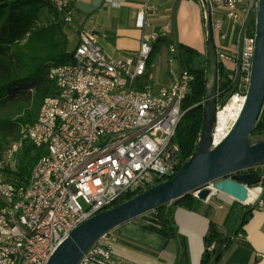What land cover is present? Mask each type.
<instances>
[{
	"label": "built area",
	"instance_id": "1",
	"mask_svg": "<svg viewBox=\"0 0 264 264\" xmlns=\"http://www.w3.org/2000/svg\"><path fill=\"white\" fill-rule=\"evenodd\" d=\"M196 1L203 6L202 0ZM53 2L58 8L64 6L61 0ZM207 2L219 66L228 71L226 77L219 76V86L225 82L228 87L218 90L214 148L233 129L248 98L260 0ZM155 12L154 5L145 3L137 25H147V17ZM71 20L68 13L67 23ZM169 33L167 26L143 37L137 50L110 56L99 45L96 33L82 31L72 50L73 61L50 68L58 94L45 97L35 122L0 157V264H47L79 224L180 170L184 160L176 133L186 112L182 104L193 74L183 66L179 42L169 39ZM163 39L170 40L169 82L153 83L150 60ZM220 42H227L229 49L220 47ZM227 90L231 94L223 103L221 94ZM235 96L240 98L236 115L219 130V113ZM25 139L46 146L47 153L23 184L12 171ZM205 188L214 191L213 183ZM200 190L192 194L198 197ZM165 205L171 207L173 201ZM77 264H113L108 233Z\"/></svg>",
	"mask_w": 264,
	"mask_h": 264
},
{
	"label": "crops",
	"instance_id": "2",
	"mask_svg": "<svg viewBox=\"0 0 264 264\" xmlns=\"http://www.w3.org/2000/svg\"><path fill=\"white\" fill-rule=\"evenodd\" d=\"M72 18L66 24L72 52L82 31L98 35V43L107 55L121 56L137 50L143 37L170 28L169 39L204 52L206 31L201 4L196 0H61ZM156 7L149 23L137 25V16L144 4ZM220 47L229 49L227 42ZM152 54L163 50L164 39ZM150 63L149 77L153 83H168L169 76L157 79ZM253 171L263 181L256 187L259 198L240 201L215 190L206 199H199L194 209L173 204L171 217L174 235L156 209L137 216L113 228L108 233L113 264H264V164ZM249 220L242 229L246 212ZM241 230V231H240ZM240 231V232H239Z\"/></svg>",
	"mask_w": 264,
	"mask_h": 264
},
{
	"label": "trees",
	"instance_id": "3",
	"mask_svg": "<svg viewBox=\"0 0 264 264\" xmlns=\"http://www.w3.org/2000/svg\"><path fill=\"white\" fill-rule=\"evenodd\" d=\"M68 13L66 6L58 8L53 0H0V157L9 137L19 138L22 130L35 122L45 97L58 94L55 83L49 77V70L54 65L73 61L65 32ZM164 41L167 45L170 40ZM179 49L183 66L193 74L191 90L182 104L186 112L176 133L185 162L193 154L202 131L208 55L204 56L197 49L182 43H179ZM227 75L228 71L219 66V76ZM227 87V83H221L219 90L224 91ZM230 94L229 90L222 93L221 101L225 103ZM250 140L251 143L264 140V108ZM46 153V146L38 147L30 139L24 140L17 166L12 171L20 183L28 182L32 168ZM138 193L128 194L113 206ZM198 201V197L188 193L174 200L173 204L194 209ZM171 207L163 204L156 210L174 235ZM250 215L251 211L245 213L239 229ZM208 263L209 255L205 253L202 264Z\"/></svg>",
	"mask_w": 264,
	"mask_h": 264
},
{
	"label": "water",
	"instance_id": "4",
	"mask_svg": "<svg viewBox=\"0 0 264 264\" xmlns=\"http://www.w3.org/2000/svg\"><path fill=\"white\" fill-rule=\"evenodd\" d=\"M202 1L208 70L204 120L193 154L175 175L79 224L59 244L47 264H77L83 254L113 228L195 190L201 189L198 197L206 200L213 192L205 188L210 183L214 191H222L240 201L259 198L256 187L263 178L253 169L264 164V140L251 143L250 135L264 108V0H260L259 5L256 53L245 107L228 136L214 148L211 145L217 116L219 61L211 6L207 0Z\"/></svg>",
	"mask_w": 264,
	"mask_h": 264
},
{
	"label": "rangeland",
	"instance_id": "5",
	"mask_svg": "<svg viewBox=\"0 0 264 264\" xmlns=\"http://www.w3.org/2000/svg\"><path fill=\"white\" fill-rule=\"evenodd\" d=\"M201 8H202V11H203V22H204V25H205V18H204L205 12H204V8H203L202 5H201ZM225 24H226V27L228 25H230V22H229V20L227 18L225 19ZM164 54H165V52L163 50H160L156 54H154L153 57L151 58V64H154L152 66V68H153L152 71L155 72L157 79L161 78V81H162V79H164L165 73H166L167 76H169L168 75V70H167L168 61H166V59H164ZM202 54L204 56H206L207 55V49ZM17 139L18 138L14 139V137H9L7 146H9L12 142H14Z\"/></svg>",
	"mask_w": 264,
	"mask_h": 264
},
{
	"label": "bare ground",
	"instance_id": "6",
	"mask_svg": "<svg viewBox=\"0 0 264 264\" xmlns=\"http://www.w3.org/2000/svg\"><path fill=\"white\" fill-rule=\"evenodd\" d=\"M239 100H240L239 96H235L229 102V104L225 107V109L219 113V118H220L219 130H221L223 128V126H224V124L228 118L236 115V112H237L236 109L238 107Z\"/></svg>",
	"mask_w": 264,
	"mask_h": 264
}]
</instances>
